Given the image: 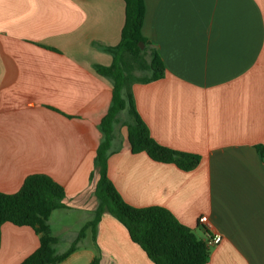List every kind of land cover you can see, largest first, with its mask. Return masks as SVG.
<instances>
[{"label":"crops","instance_id":"crops-1","mask_svg":"<svg viewBox=\"0 0 264 264\" xmlns=\"http://www.w3.org/2000/svg\"><path fill=\"white\" fill-rule=\"evenodd\" d=\"M125 8L123 0H0V193L19 192L34 174L61 184V210L81 214L77 228L65 225L71 244L98 204L94 160L113 85L95 66L112 64L104 48L120 43ZM142 34L166 73L133 86L137 111L156 142L201 163L184 172L132 154L119 124L109 179L129 205L166 208L204 241L220 236L208 264H264V161L256 150L264 144V0H145ZM53 213L47 224L58 256L68 249L56 252L63 240ZM41 238L4 224L0 264H21ZM97 246L101 264H154L108 213ZM95 256L87 235L58 264Z\"/></svg>","mask_w":264,"mask_h":264},{"label":"trees","instance_id":"trees-1","mask_svg":"<svg viewBox=\"0 0 264 264\" xmlns=\"http://www.w3.org/2000/svg\"><path fill=\"white\" fill-rule=\"evenodd\" d=\"M123 1L126 6L125 25L120 43L104 48L112 55L113 62L108 67L95 66L99 75L111 81L113 94L111 106L99 125L102 136L94 160L99 175L94 192L98 202L94 218L82 227L66 252L55 256L53 247L57 239L51 235L47 221L54 211L67 208L64 204V187L47 175L34 174L26 178L19 192L0 193V247L1 227L6 223L31 227L37 233H42L39 249L21 264H58L74 253L87 235L91 236L96 250L90 264H101L97 233L105 213L116 218L127 229L133 243L139 245L154 264H208L210 248L206 240L197 237L166 208H136L129 205L108 176V160L116 152L115 128L119 124L125 127L132 154L146 153L152 161L173 164L184 172L193 171L201 163L199 155L175 151L156 142L137 111L133 86L163 79L166 69L158 53L151 48L152 43L142 34L145 0ZM140 45H144L143 50ZM122 114L125 116L123 120ZM256 150L264 161V144L256 146Z\"/></svg>","mask_w":264,"mask_h":264},{"label":"rangeland","instance_id":"rangeland-1","mask_svg":"<svg viewBox=\"0 0 264 264\" xmlns=\"http://www.w3.org/2000/svg\"><path fill=\"white\" fill-rule=\"evenodd\" d=\"M139 75V73H137ZM122 120L124 117H121ZM81 220V214L76 211L67 212L64 210L54 211L52 215L51 228L54 232L59 233L62 243L56 247L57 253H62L71 245L70 232H74L72 228L65 229L66 224H71L73 228H77V223ZM63 254V253H62Z\"/></svg>","mask_w":264,"mask_h":264},{"label":"built area","instance_id":"built-area-1","mask_svg":"<svg viewBox=\"0 0 264 264\" xmlns=\"http://www.w3.org/2000/svg\"><path fill=\"white\" fill-rule=\"evenodd\" d=\"M199 224L205 228L206 231L210 230L212 228V223L210 221V219L208 218V216H202L199 219ZM221 241V237L220 236H214L212 237L211 235H207V239H206V244L207 246L210 248L214 245L219 244Z\"/></svg>","mask_w":264,"mask_h":264},{"label":"water","instance_id":"water-1","mask_svg":"<svg viewBox=\"0 0 264 264\" xmlns=\"http://www.w3.org/2000/svg\"><path fill=\"white\" fill-rule=\"evenodd\" d=\"M140 48L143 50L144 49V45H140Z\"/></svg>","mask_w":264,"mask_h":264}]
</instances>
